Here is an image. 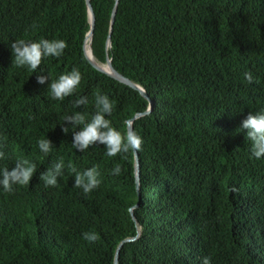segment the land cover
<instances>
[{
    "label": "trees",
    "instance_id": "obj_1",
    "mask_svg": "<svg viewBox=\"0 0 264 264\" xmlns=\"http://www.w3.org/2000/svg\"><path fill=\"white\" fill-rule=\"evenodd\" d=\"M89 2L91 37L87 0H0V169L36 165L28 185L0 186V264H264V157L251 155L241 129L264 110V0ZM88 38L94 60L147 97L95 67ZM18 39L68 47L32 72L13 63ZM73 68L77 92L53 100L51 81ZM98 94L114 103L113 127L131 123L143 139L136 155L109 157L99 143L81 152L62 131L64 116L95 113ZM80 96L88 104L77 108ZM41 139L53 144L48 154ZM61 159L57 186L45 187L40 174ZM70 164L97 167L99 187L75 188Z\"/></svg>",
    "mask_w": 264,
    "mask_h": 264
},
{
    "label": "clouds",
    "instance_id": "obj_2",
    "mask_svg": "<svg viewBox=\"0 0 264 264\" xmlns=\"http://www.w3.org/2000/svg\"><path fill=\"white\" fill-rule=\"evenodd\" d=\"M68 47L65 40L61 39H41L38 42L26 41L24 39L14 40L10 49L13 54V63L16 67H28L32 72L36 71L47 57L59 58L64 54V50ZM43 69H41V72ZM248 83H253L254 78L251 72L244 73ZM49 77L39 75L37 82L45 84ZM81 72L73 68L71 72L62 74L57 80L51 81L49 90L53 100H63L65 97L74 95L81 83ZM88 104L87 96H80L74 101V106L79 108ZM96 111L89 116L78 111L63 117V121L67 122L71 127H62V131L67 134L70 130L73 132L74 149L84 152L89 147L102 144L106 148V155L114 157L121 153L129 151L139 152L142 150L143 139L133 130L129 129L126 133H122L113 127L110 117L113 113L114 103L107 95L98 94L95 98ZM79 127V131L75 129ZM74 129V130H73ZM241 129H246V139L251 142V155L256 159L264 157V110L249 114L241 123ZM39 149L48 154L53 144L49 139H41L38 142ZM5 158V152L0 151V159ZM64 163L54 164L47 171L40 174L41 181L45 187H56L58 177L63 175ZM71 171L75 173L74 187L82 189L85 194L92 192L101 184L100 172L97 167H91L83 172H78L74 166L69 165ZM36 173V165L30 163L26 159L17 160L14 167L0 169V186L5 192L11 193L13 185H28ZM121 173V166L117 164L112 169L113 175ZM86 241L94 243L99 239L95 232L82 233ZM202 264H211L210 257H203Z\"/></svg>",
    "mask_w": 264,
    "mask_h": 264
},
{
    "label": "water",
    "instance_id": "obj_3",
    "mask_svg": "<svg viewBox=\"0 0 264 264\" xmlns=\"http://www.w3.org/2000/svg\"><path fill=\"white\" fill-rule=\"evenodd\" d=\"M115 1H117V0H115ZM87 8H88L89 18H90V22H91V28H90V31H89L88 35H89V37H91L92 31H93L94 14H93V10H92V7H91V4H90L89 0H87ZM113 21H114V10H113V12H112V18H111V22H113ZM90 50H91V49H90ZM84 52H85V50H84ZM91 54H92V53H91ZM85 55H86V53H85ZM86 57L89 59V61H90L95 67H97V68L100 69L101 71H103V72H105V73H107V74H109V75H111V76H113V77L118 78L119 80H121L122 82H124V83L130 85V86L133 87V88L139 89V90L142 92V94H143L144 96L147 97V94L141 89V87H139L138 85L134 84L132 81H130L129 79H127L126 77H124L122 74L118 73V72L112 67V65H111V63H110L109 60L107 61L106 64H108V65L110 66L112 72H107V71H105L103 68L99 67V66H98L93 60H91L87 55H86ZM150 108H151V107H150ZM148 110H149V109H147V111H148ZM147 111H146V112H147ZM129 129H131V123H128V124H127V131H128ZM134 153H135V155H136V152H134ZM138 174H139L138 164L136 163V177H137V180H138ZM117 251H118V250H117ZM114 264H116V260H115V263H114Z\"/></svg>",
    "mask_w": 264,
    "mask_h": 264
},
{
    "label": "bare ground",
    "instance_id": "obj_4",
    "mask_svg": "<svg viewBox=\"0 0 264 264\" xmlns=\"http://www.w3.org/2000/svg\"><path fill=\"white\" fill-rule=\"evenodd\" d=\"M85 52L87 53L86 55L91 59L93 60V56L91 54V50H90V46H89V38L86 40V43H85ZM94 61V60H93ZM98 65V64H97ZM103 69L107 72H112L110 66L107 64L103 67Z\"/></svg>",
    "mask_w": 264,
    "mask_h": 264
},
{
    "label": "rangeland",
    "instance_id": "obj_5",
    "mask_svg": "<svg viewBox=\"0 0 264 264\" xmlns=\"http://www.w3.org/2000/svg\"><path fill=\"white\" fill-rule=\"evenodd\" d=\"M86 54H87V53H86ZM93 60H94V58H93ZM94 62H95L96 64H98V66L101 67V68H103L105 65H107L106 63H98V62H96L95 60H94Z\"/></svg>",
    "mask_w": 264,
    "mask_h": 264
}]
</instances>
